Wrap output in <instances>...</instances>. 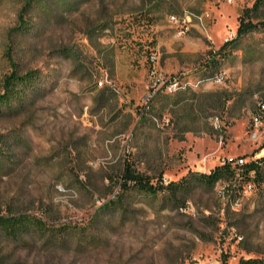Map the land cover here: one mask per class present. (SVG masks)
<instances>
[{
	"label": "rangeland",
	"instance_id": "1",
	"mask_svg": "<svg viewBox=\"0 0 264 264\" xmlns=\"http://www.w3.org/2000/svg\"><path fill=\"white\" fill-rule=\"evenodd\" d=\"M256 1L0 0V94L14 71L38 74L0 112V214L69 228L57 242L0 233V264L264 259L260 191L242 184L223 195L229 181L199 179L226 157L264 154V121H253L264 102V25L215 57ZM261 2L254 22H264ZM172 15L186 21L183 34ZM159 76L166 86L154 89ZM126 161L156 193L122 186Z\"/></svg>",
	"mask_w": 264,
	"mask_h": 264
},
{
	"label": "trees",
	"instance_id": "2",
	"mask_svg": "<svg viewBox=\"0 0 264 264\" xmlns=\"http://www.w3.org/2000/svg\"><path fill=\"white\" fill-rule=\"evenodd\" d=\"M32 1L34 0H26V4L29 5ZM261 6V0H257L252 7L246 8L243 11L240 16V23L236 36L226 41L223 46L215 52L216 58L229 57L242 38L259 30L264 25L262 21H253L254 15L259 12ZM26 25L25 19L23 15H21L20 28L24 29ZM37 79L38 74L35 72L20 75L14 71L7 77L4 82L5 93L0 94V112H2L3 108H13L14 101H23L26 97L23 88H32ZM7 142V139H5L3 135H0V157L3 160L7 159L4 147ZM199 177L203 184L211 186L221 180L229 181L225 187L228 195L235 192V187H237V185L242 187V184L244 185L248 182H252L254 184V190L258 189L261 195L264 196V155L248 160L241 168H235L231 165H221L215 168L211 173L200 174ZM122 178V186L133 183L145 192L156 193L157 191V187L151 184L150 180L148 181L142 175L136 173L131 165H129L128 161L125 162ZM178 186L177 183H172L171 185L172 188H177ZM0 233L13 240H18L24 234H40L49 241L57 242L64 239L69 233V228L66 225L58 228L42 217H37L28 213L12 212L0 214ZM239 264H264V259H242Z\"/></svg>",
	"mask_w": 264,
	"mask_h": 264
},
{
	"label": "built area",
	"instance_id": "3",
	"mask_svg": "<svg viewBox=\"0 0 264 264\" xmlns=\"http://www.w3.org/2000/svg\"><path fill=\"white\" fill-rule=\"evenodd\" d=\"M191 17H195L199 21L202 20V17H198V16H195L193 14L188 15L186 19L190 21ZM170 20L174 24L179 25L178 26V35H181V34H183L185 32V27L183 25L186 22L185 20L180 21V19L178 17L174 16V15H172L170 17ZM157 59H158L157 55L154 54V55L151 56L150 60H151L152 63H155L157 61ZM151 73H152L153 76L156 74L155 70H152ZM218 80L221 81L222 78H219ZM166 83H167V81L162 76L154 77V80H153V83H152V87L154 89H156L160 85H165ZM178 86H179V82L176 81V80L171 81L170 83H168V89L170 91L175 90ZM253 121H254V125L256 126L257 129L260 126V124L262 123V121H264V102H261L259 104L257 111L254 113ZM255 136H257V133H255ZM247 162H248V159H246L243 156L226 157V158L223 159L222 165H231L232 167H235V168H241ZM245 185H246L248 190H250V191L254 190V184L252 182H248ZM220 192L223 195H225V194L227 195L226 188H224L223 191H220Z\"/></svg>",
	"mask_w": 264,
	"mask_h": 264
},
{
	"label": "crops",
	"instance_id": "4",
	"mask_svg": "<svg viewBox=\"0 0 264 264\" xmlns=\"http://www.w3.org/2000/svg\"><path fill=\"white\" fill-rule=\"evenodd\" d=\"M169 70V69H168ZM168 72V71H167ZM264 155V154H263ZM260 157V156H259Z\"/></svg>",
	"mask_w": 264,
	"mask_h": 264
}]
</instances>
